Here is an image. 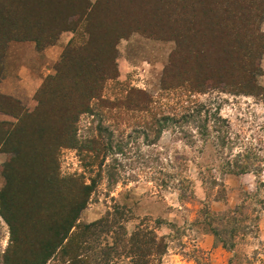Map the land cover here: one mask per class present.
<instances>
[{
  "label": "trees",
  "instance_id": "1",
  "mask_svg": "<svg viewBox=\"0 0 264 264\" xmlns=\"http://www.w3.org/2000/svg\"><path fill=\"white\" fill-rule=\"evenodd\" d=\"M11 8H21L25 17L14 28L16 18L0 0V58L12 39L48 45L64 31L80 29L84 36L83 43L74 41L63 50L54 76L38 89L32 112L0 94V113L15 119L0 122V151L18 166L0 200L4 211L5 206L18 208L11 216L2 214L11 249L25 246L17 264H47L56 258L58 264H114L122 257L131 264H160L166 252L163 239L143 224L128 234L125 225L132 216L120 206L90 224H78L102 175H117V160L105 164L109 156L123 153L115 121L131 114L152 145L165 129L189 126L201 116V109L179 117L161 114L160 102L141 90L130 89L115 103L105 100L106 83L118 76L116 45L133 33L175 42L161 82L166 97L202 92L209 82L252 91L264 0H11ZM85 115L100 121L95 135L83 138L78 124ZM105 119L113 126H105ZM63 149L77 150L81 174L61 175L57 157ZM245 171L242 166L239 172ZM88 173L94 176L86 178ZM103 235L104 244L99 242ZM7 256L5 264L11 260Z\"/></svg>",
  "mask_w": 264,
  "mask_h": 264
},
{
  "label": "rangeland",
  "instance_id": "2",
  "mask_svg": "<svg viewBox=\"0 0 264 264\" xmlns=\"http://www.w3.org/2000/svg\"><path fill=\"white\" fill-rule=\"evenodd\" d=\"M5 4L16 18L14 28L19 27L24 10L11 8V0ZM259 26L262 46L256 51V89L252 91L209 82L202 92L166 97L161 82L175 42L133 33L117 43L118 76L106 83L105 100L118 102L135 89L159 101L161 114L179 117L201 109V116L197 114V121L189 126L175 124L165 129L152 145L131 114L115 121L119 126L114 129H120L114 135H122L123 153L109 156L105 164L117 160V175H102L79 225L90 224L120 206L132 216L125 225L128 234L143 224L163 239L166 252L160 264H264V18ZM74 41L84 42L80 29L64 31L48 45L7 42L0 58V94L32 112L39 87L54 76L63 50ZM214 114L224 122H216L211 117ZM198 119L207 122L199 124ZM2 121L15 119L0 113ZM99 121L82 116L78 135L94 136ZM104 124L113 126L114 122ZM134 130L138 132L134 134ZM57 161L62 176H77L84 170L75 149L61 150ZM242 166L246 168L243 173L239 172ZM17 171L15 158L0 151V193ZM93 176L86 174V178ZM241 205L243 209L236 214ZM4 208L0 200V264H5L4 256L9 253V264H17L25 246L11 249L10 229L2 214L11 216L18 208ZM215 230L222 239L215 236ZM104 240L103 235L99 242L104 244ZM13 253L18 255L13 257ZM56 261L47 264H58ZM114 264L131 263L122 257Z\"/></svg>",
  "mask_w": 264,
  "mask_h": 264
}]
</instances>
